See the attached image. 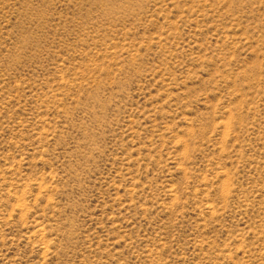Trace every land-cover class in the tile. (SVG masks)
I'll return each instance as SVG.
<instances>
[{"label": "rangeland", "instance_id": "obj_1", "mask_svg": "<svg viewBox=\"0 0 264 264\" xmlns=\"http://www.w3.org/2000/svg\"><path fill=\"white\" fill-rule=\"evenodd\" d=\"M0 264H264V0H0Z\"/></svg>", "mask_w": 264, "mask_h": 264}]
</instances>
